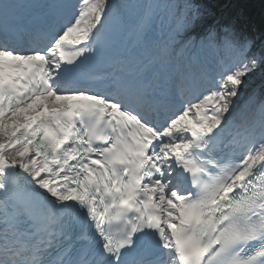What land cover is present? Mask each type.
Instances as JSON below:
<instances>
[{
  "label": "snow or ice",
  "instance_id": "6c2138e0",
  "mask_svg": "<svg viewBox=\"0 0 264 264\" xmlns=\"http://www.w3.org/2000/svg\"><path fill=\"white\" fill-rule=\"evenodd\" d=\"M253 2L0 0V264H264Z\"/></svg>",
  "mask_w": 264,
  "mask_h": 264
},
{
  "label": "trees",
  "instance_id": "16d2710c",
  "mask_svg": "<svg viewBox=\"0 0 264 264\" xmlns=\"http://www.w3.org/2000/svg\"><path fill=\"white\" fill-rule=\"evenodd\" d=\"M194 2L208 5L218 16L225 15L228 12V9L225 7L227 0H194ZM248 13L252 18L255 28L259 30L262 24V13L259 0H254L253 4L248 9ZM254 49V54H258L259 47L257 46V48Z\"/></svg>",
  "mask_w": 264,
  "mask_h": 264
},
{
  "label": "rangeland",
  "instance_id": "374dc122",
  "mask_svg": "<svg viewBox=\"0 0 264 264\" xmlns=\"http://www.w3.org/2000/svg\"><path fill=\"white\" fill-rule=\"evenodd\" d=\"M159 35V34H157ZM180 51V48L179 46H175L172 53H171V58L173 60V62H183L191 53L190 51H184V52H178ZM178 52V53H177ZM255 52V49L252 50V53L251 54H254ZM251 80L253 82L256 83V85L251 89L250 92H248L249 90L245 87H242L241 91H242V94L245 95L247 92H248V95H251L254 91L255 93L257 94V99L259 98L260 96V91H261V78H260V74L257 73L256 76L252 77ZM250 89V88H249ZM255 106V105H254Z\"/></svg>",
  "mask_w": 264,
  "mask_h": 264
},
{
  "label": "bare ground",
  "instance_id": "6f19581e",
  "mask_svg": "<svg viewBox=\"0 0 264 264\" xmlns=\"http://www.w3.org/2000/svg\"><path fill=\"white\" fill-rule=\"evenodd\" d=\"M256 85V83L255 82H253L251 79L250 80H248L247 81V83L245 84V88H247L249 91L248 92H250L251 91V89L254 87ZM250 88V89H249ZM248 92L245 94V95H242V98L240 99V101H238V103H239V105L241 106V107H243V105H244V103L243 102H245V100H247V95H248Z\"/></svg>",
  "mask_w": 264,
  "mask_h": 264
}]
</instances>
